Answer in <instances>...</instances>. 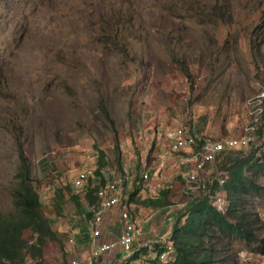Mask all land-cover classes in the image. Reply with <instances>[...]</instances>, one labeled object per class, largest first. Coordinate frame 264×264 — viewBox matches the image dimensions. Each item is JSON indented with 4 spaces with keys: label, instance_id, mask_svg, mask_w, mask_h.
I'll list each match as a JSON object with an SVG mask.
<instances>
[{
    "label": "rangeland",
    "instance_id": "1",
    "mask_svg": "<svg viewBox=\"0 0 264 264\" xmlns=\"http://www.w3.org/2000/svg\"><path fill=\"white\" fill-rule=\"evenodd\" d=\"M263 16L264 0H0V210L13 211L10 189L23 152L44 213L67 231L60 243L47 244L42 264H96L120 256L115 249L88 260L93 214L77 212L72 201L58 211L53 201L57 187L75 189L79 171L97 168L98 149L110 176L130 179L100 238L120 236L126 205L149 228L150 246L137 260L152 264L156 243L170 237L178 212L194 196L186 179L192 158L171 152L168 164L154 172L160 144L179 127L196 138L202 136L194 127L205 129L204 137L221 138V121L233 128L235 119L234 129H244L247 102L264 88ZM238 148L233 151H264L263 127L253 145ZM214 169L202 173L201 183L215 181ZM141 171L150 173L151 187L161 183L168 190L165 207L143 202L153 192L135 183ZM255 179L261 189L248 195L246 207L264 220V174ZM90 181L99 182L97 176ZM79 194L84 210H91L84 188ZM148 213L156 219L143 223ZM72 226L83 238L69 232ZM234 249L239 264H264V255L251 253L244 241Z\"/></svg>",
    "mask_w": 264,
    "mask_h": 264
},
{
    "label": "trees",
    "instance_id": "2",
    "mask_svg": "<svg viewBox=\"0 0 264 264\" xmlns=\"http://www.w3.org/2000/svg\"><path fill=\"white\" fill-rule=\"evenodd\" d=\"M259 27L264 28V16ZM182 71L190 77L187 67H183ZM202 140H198V145ZM97 155L99 165L95 169V175L99 184L89 183L85 190L91 209L98 201L96 192L105 183L106 155L101 149H98ZM118 161L120 164V159ZM213 166V175H218L215 181L212 184L201 183L197 190L199 193L194 192V196L178 212L168 235L170 237H166L173 246V256L168 262L162 263L159 255H156L152 264H239V253L234 249L236 241H244L251 253L264 255V220L258 213L248 212L246 207L248 195L261 189L255 178L260 173L264 174V151L259 153L258 150L251 149L235 153L233 150H224L217 155ZM15 177L17 181L10 189L13 211L0 210V264H27L29 259L42 264L47 244L60 243L64 236L53 228L44 213V202L33 185L31 165L23 152ZM57 188L53 201L58 211L62 209L63 203L72 201L77 212L89 217L93 214L92 210H84L85 205L79 192L68 185ZM138 190L130 193L131 201ZM217 191H223L227 204L225 210L215 203ZM167 192L166 188H162L143 202L153 208L165 207L168 203ZM27 231L31 232V239L26 237ZM156 244L160 254L163 244ZM142 250L139 249L134 258L137 259L138 254L143 253ZM117 264L126 263L122 260Z\"/></svg>",
    "mask_w": 264,
    "mask_h": 264
},
{
    "label": "built area",
    "instance_id": "3",
    "mask_svg": "<svg viewBox=\"0 0 264 264\" xmlns=\"http://www.w3.org/2000/svg\"><path fill=\"white\" fill-rule=\"evenodd\" d=\"M247 105L249 120L248 123L245 124L241 135L238 137L219 139L205 137L202 138V142L198 145L195 136L191 134L186 127L176 128L169 135L170 141L160 144L158 153L159 167H157L154 172L157 174L165 167V164H168L169 153H182L186 157H190L194 160V167L187 174L186 179L188 187H191L188 191L191 193L196 192L201 185L202 173L210 166L215 167L213 166L214 161L219 153L224 150H233L238 147L248 146L256 141V136L264 117V88L257 95L250 98ZM92 177H95L93 168L83 169L74 177L72 187H74V190L77 192L82 188L86 190L89 180ZM104 179V185H101L96 192L98 198L97 204L91 209L93 212L91 224V227H93L91 228L93 241L87 258L92 261L111 253L115 249H120L123 261H125L126 264H140L139 261L134 258V255L139 249L148 248L150 246V241L145 237L144 225L136 222L131 210L126 205H123L120 211V219L122 221L120 236L114 240H102L100 238L103 234L106 212L113 210L117 206H121L123 202L122 189L124 184L130 181L126 173L123 175L110 176L107 171H104ZM141 181L146 189L151 187V175L148 171H141L139 173V179H137L135 183L139 184ZM95 184L99 183L92 182V185ZM162 188H164V185L159 183L157 185L153 184L150 190H152L153 195H156ZM222 192L223 191H217L214 197L216 199L215 203H217L221 209L225 210L227 204ZM154 219H156L155 214L148 213L143 223H148ZM168 220L171 221L172 217L168 218ZM70 241L72 242L73 239L70 238ZM173 250L172 244L167 241L163 246L162 252L159 254L160 261L162 263L168 262L173 256ZM77 263L78 261L76 259H73L71 262V264Z\"/></svg>",
    "mask_w": 264,
    "mask_h": 264
},
{
    "label": "crops",
    "instance_id": "4",
    "mask_svg": "<svg viewBox=\"0 0 264 264\" xmlns=\"http://www.w3.org/2000/svg\"><path fill=\"white\" fill-rule=\"evenodd\" d=\"M234 120L233 119L231 122H230V125L233 126V128H230L227 126V124H224L223 121H221V125H220V128H221V133H220V136L221 138H224V136H227L228 134H230L231 136L230 137H233V135H239L242 133V129H239V130H235L234 127L236 126L234 124ZM261 127H263L264 129V121L261 125ZM260 127V128H261ZM192 132H194L196 134V136H202L204 137L205 134H207V131L204 129L203 131L201 130H198L196 127L193 128ZM191 133V132H190ZM167 137H169L168 134H166ZM219 134L215 135V136H218ZM169 158H170V155L168 156V161H169ZM110 211H112L111 213H109ZM110 211H107L106 214H105V217H104V222L107 224V222H110V218L111 216L112 217H115V209L114 210H110ZM108 220V221H107ZM155 220V219H154ZM156 222V221H154ZM107 226V225H106ZM55 230H57L58 232L60 233H64L66 231V228H62L60 225H56L55 227H53ZM89 230H87L85 234H87V237H88V233L91 234V231H90V228H88ZM76 232L78 233V238L81 239L83 238L82 235L80 234V231H81V228H71V230L69 232ZM155 230V228H153L152 232ZM67 232V231H66ZM144 232H145V237L148 235L149 233V228H147L146 225H144ZM89 240H90V246H92V242H91V239H90V235H89ZM76 243V242H75ZM123 260L122 256H121V253H120V256L118 257H115V258H111V259H107V260H103V261H99L100 263L102 264H117V263H120L121 261ZM28 264V263H27Z\"/></svg>",
    "mask_w": 264,
    "mask_h": 264
},
{
    "label": "clouds",
    "instance_id": "5",
    "mask_svg": "<svg viewBox=\"0 0 264 264\" xmlns=\"http://www.w3.org/2000/svg\"><path fill=\"white\" fill-rule=\"evenodd\" d=\"M261 127V126H260ZM260 129V128H259ZM196 138V137H195ZM203 137H201V138H196V140H199V139H202ZM205 138V137H204ZM213 138V137H212ZM219 139V138H218ZM198 142V141H197ZM239 149V148H238ZM234 150V149H233ZM169 162V161H168ZM106 170V169H105ZM107 171V170H106ZM94 173H95V170H94ZM96 176V175H95ZM98 178V177H97ZM99 180V179H98ZM89 183H91L92 184V181H90ZM99 183V182H98ZM96 185V184H95ZM146 189V188H145ZM147 190V189H146ZM193 194V193H192ZM151 195V194H150ZM147 239V238H146ZM149 240V239H148ZM164 241H162L163 242V246L165 245V242H167V239H163Z\"/></svg>",
    "mask_w": 264,
    "mask_h": 264
},
{
    "label": "bare ground",
    "instance_id": "6",
    "mask_svg": "<svg viewBox=\"0 0 264 264\" xmlns=\"http://www.w3.org/2000/svg\"><path fill=\"white\" fill-rule=\"evenodd\" d=\"M190 130V129H189ZM132 184V183H131ZM94 264V263H93Z\"/></svg>",
    "mask_w": 264,
    "mask_h": 264
}]
</instances>
